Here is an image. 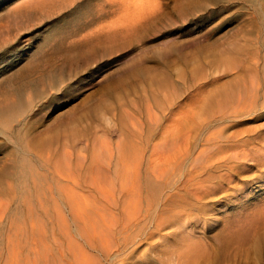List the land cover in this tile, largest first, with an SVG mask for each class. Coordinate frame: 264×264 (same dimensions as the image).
Returning a JSON list of instances; mask_svg holds the SVG:
<instances>
[{
    "label": "rangeland",
    "instance_id": "obj_1",
    "mask_svg": "<svg viewBox=\"0 0 264 264\" xmlns=\"http://www.w3.org/2000/svg\"><path fill=\"white\" fill-rule=\"evenodd\" d=\"M262 59L264 0H0V264H264L261 150L230 178L215 159L216 188L194 196L175 189L188 161L158 201L146 185L173 139L194 155L220 131L264 144L261 91L254 109L217 118ZM134 162L152 204L143 214L162 216L168 243L141 235L104 253L78 238L75 260L66 175L82 196L113 192Z\"/></svg>",
    "mask_w": 264,
    "mask_h": 264
},
{
    "label": "bare ground",
    "instance_id": "obj_2",
    "mask_svg": "<svg viewBox=\"0 0 264 264\" xmlns=\"http://www.w3.org/2000/svg\"><path fill=\"white\" fill-rule=\"evenodd\" d=\"M260 91L262 102H264V59L261 60V65L259 66V72L256 73V78L249 76L248 81L238 82L234 88L225 94L224 100H222L218 106L219 109L217 108L218 114H220V117H217L218 120H224L231 114H242L246 111L254 109L257 106V94H259ZM261 104L264 105V103ZM172 139L173 138L171 137V140ZM180 139L182 138L180 137ZM173 141L174 139L169 143L166 142V150H163L158 153V155H155L158 157L157 159L153 156L154 160H152V162L154 163L151 162L152 164L150 163L149 165V177L147 173H145L148 178L146 185L150 188L151 193H153L151 200L148 197L146 199L144 196V190L138 182L141 181L138 176L140 170L138 164L135 162L128 167L122 166L123 171L120 176H118L119 184L117 189L113 192H107L93 187L88 190L89 192L82 196L75 193L76 191L69 186L71 182L69 172L65 179L63 177L65 175L59 177L61 180L64 179L67 183H69H64L65 188H63V190L68 189L67 191H69L68 199L70 212L72 222L75 225V234L73 235L71 243V249L75 260H79L80 253V251H78L80 246L78 238L84 240L83 242L85 245L82 246L86 249L89 247L93 250H99V248L96 247V243H99L98 246L104 253H109L115 249L124 250L128 247V245H130V243L132 244V242H134V240L141 235L146 237V241H150L152 239L154 240V237H156V239L160 238L162 243H168L165 236L161 234L162 227L165 224L162 216L158 214L154 220L151 216L145 217L143 211L147 212L152 208L151 202L155 199L157 200V198L161 196L162 187L173 190V185L175 184L173 178L180 175V172L186 165L187 161V166L189 167L187 173L183 177V180L180 181V177L177 179L176 183L179 184L175 185V189L177 191H180L181 189V191H184V193L187 194L188 188L191 186L195 190V192L191 191L193 196L199 194L202 187L210 186L211 189L216 188L215 184H212L208 178V176H213L212 173L209 174L213 163H216L214 165V169H218L220 165H225L229 174H226L225 177L230 178V176H232V172L236 171V166L239 163V160L241 158L249 157L253 154H250L251 152H254L255 154L257 151L261 150L262 153H258L256 157H262V161H264V144H257L253 138L239 139L236 134L225 135L221 131L213 133L211 137L204 140V143H202L203 148L196 155L193 154V148H188L189 139L184 138L183 141L181 140L183 142L182 147L179 143H177L176 139L175 144ZM262 142H264V140H262ZM156 153L154 152V154ZM215 159L217 160L214 161ZM219 159L223 161L224 164H219ZM120 162H122V160ZM202 175L207 176L203 178ZM221 177L222 176L216 178ZM61 185L63 186L62 182L60 186ZM57 187L59 188V186L56 185V188ZM72 191L75 192L71 193ZM202 195L203 192L200 194L201 200L203 199ZM200 199H196V201L200 202ZM144 219L145 222L142 223ZM185 219L186 218H184V220ZM169 221L176 224L175 226H184V224H181L182 218L178 215H176L174 219L170 218ZM78 224H81L79 227L82 226V229H80L83 230V233L79 232ZM151 226L152 228H150ZM182 235H184L183 231L176 234L174 233V237L178 243L180 241L183 242L182 238H180ZM192 244L194 245V243ZM190 246L187 244V251H193L194 253L195 251L189 248ZM193 247L196 248L195 245ZM82 251L85 252L83 248Z\"/></svg>",
    "mask_w": 264,
    "mask_h": 264
}]
</instances>
